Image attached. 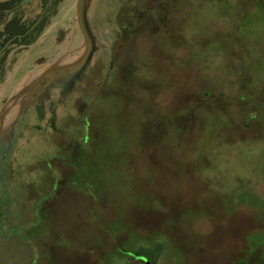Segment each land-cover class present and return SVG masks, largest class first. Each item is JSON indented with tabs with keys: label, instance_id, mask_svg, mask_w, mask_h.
I'll return each mask as SVG.
<instances>
[{
	"label": "rangeland",
	"instance_id": "rangeland-1",
	"mask_svg": "<svg viewBox=\"0 0 264 264\" xmlns=\"http://www.w3.org/2000/svg\"><path fill=\"white\" fill-rule=\"evenodd\" d=\"M119 3L67 92L75 0L9 55L0 264H264V0Z\"/></svg>",
	"mask_w": 264,
	"mask_h": 264
},
{
	"label": "flooded vegetation",
	"instance_id": "flooded-vegetation-1",
	"mask_svg": "<svg viewBox=\"0 0 264 264\" xmlns=\"http://www.w3.org/2000/svg\"><path fill=\"white\" fill-rule=\"evenodd\" d=\"M64 1L65 0H1L0 1V32L8 31L9 29L14 30L15 28H18V26L20 27L21 30H27V31L32 30L35 28L32 24L33 23L32 21L35 18H37L38 16H47L50 13H53V15L55 17V15L58 14V11L61 7L60 5H63ZM94 1L95 0L92 1L91 6L88 8V15L89 14L98 15V14H101L103 12L105 14L113 13L114 16H116L117 14L126 13V10H125L126 8L121 7L119 0H115L116 2H114L113 5L116 4V6L111 7V8H104L103 7V5H104L103 0H97L98 3L100 4V6L94 7V5H93ZM109 1H113V0H106V4ZM35 2L37 3V7H36L37 12L36 13L29 10L30 6L32 4H34ZM155 9H158V11H160V7H157ZM129 12L127 15H129ZM134 14H136V13H134ZM27 15H30V17H28ZM52 19L46 25V27L44 28V31L47 30ZM13 20H15L19 24L10 25V22ZM36 24H37L36 26H41L40 23H36ZM113 40H114V37H113ZM32 44H30V45H32ZM8 45H9V43H7L4 48H6ZM30 45H20V46L18 45V46H16V44H13V46H12L13 48L7 56V61H8L9 55L12 52L16 51L19 47L20 48H27ZM7 61H6V63H7ZM6 63H5L4 68H3L4 72L2 74V77L6 72V67H7ZM68 76L69 75H66V77H68ZM62 94L64 95V94H66V92L64 93V91H63ZM20 118H21V115L19 116L18 121L20 120ZM14 127H15V125L13 126L11 131H13ZM13 139L14 138L12 136L7 137V138H5V137L2 138L1 142L4 144L6 156L9 154L7 151H9V146H10L11 142H13ZM3 161L5 162L6 158H4Z\"/></svg>",
	"mask_w": 264,
	"mask_h": 264
},
{
	"label": "water",
	"instance_id": "water-1",
	"mask_svg": "<svg viewBox=\"0 0 264 264\" xmlns=\"http://www.w3.org/2000/svg\"><path fill=\"white\" fill-rule=\"evenodd\" d=\"M88 1L89 0H75V4H74L76 23L80 31V34L82 36V42H83L82 51L79 57L75 60V62H73V64H67L63 67L62 70L60 69V71L57 72V73H67V72L70 73L68 77L69 79L67 80L66 92L71 90V88L74 86L75 81H77L80 78V76L83 74L87 66L91 63L93 55L96 52L95 38L93 37V34L91 33L89 23H88V18H87L88 8H89ZM29 79H31V76L29 77ZM31 86L33 85H30V87ZM24 93L25 92H21L18 96L21 97ZM12 101L13 100L8 101L4 105L2 110L0 111L1 112L0 113V130L5 125L7 115L13 107ZM21 110H22V106L19 107V110L17 111L16 116H15V119L9 125L10 130H12L13 126L18 121ZM146 261H147L146 264H151L148 260Z\"/></svg>",
	"mask_w": 264,
	"mask_h": 264
},
{
	"label": "trees",
	"instance_id": "trees-1",
	"mask_svg": "<svg viewBox=\"0 0 264 264\" xmlns=\"http://www.w3.org/2000/svg\"><path fill=\"white\" fill-rule=\"evenodd\" d=\"M169 5L171 7L172 2H170ZM172 12L173 11L170 10V15H172ZM143 13L150 14L152 12H143ZM53 17H54L53 13H50L47 16H38L32 21L33 22L32 24L35 27L32 30H28V31L21 30L20 27L18 26V28H15L14 30L9 29L8 31L0 32V79L4 72L3 68L7 61V56L13 48L12 47L13 44H16V46L18 45L20 46V45H30L36 42L39 39V37L43 34L46 25ZM156 17H151V18L154 19ZM36 23H40L41 26H36L37 25ZM13 24H19V23L13 20L10 22V25ZM7 43H9V45L6 48H4ZM130 253L132 254V256L129 255ZM125 254L129 257H132L133 259H135L134 257H143L146 260H149L151 264L156 263V255H154L149 249H145L143 251L136 250L134 251V253L128 251V253Z\"/></svg>",
	"mask_w": 264,
	"mask_h": 264
}]
</instances>
